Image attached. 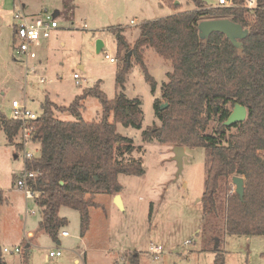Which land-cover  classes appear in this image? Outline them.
Returning a JSON list of instances; mask_svg holds the SVG:
<instances>
[{"label":"rangeland","instance_id":"obj_1","mask_svg":"<svg viewBox=\"0 0 264 264\" xmlns=\"http://www.w3.org/2000/svg\"><path fill=\"white\" fill-rule=\"evenodd\" d=\"M35 1L37 6L60 10L56 16L60 28L58 36L53 32L48 38V44L42 41L33 46L26 59L24 55H16L14 49L15 7L9 0H0V109L8 117L12 116L14 99L25 101L29 109L42 114V103L46 98L57 106L69 105L86 88L99 82L107 96L114 99L118 93L117 70L126 54L118 48L120 31L133 45L144 21L196 8L189 0H175L174 3L168 0ZM236 1L249 4L248 0ZM205 2L209 6H218L219 0ZM27 10H31L29 6ZM98 38L104 41L100 52L96 46ZM106 52L116 61L106 58ZM129 52L132 67L125 93L131 99H140L143 126L138 129L117 123V131L132 138L134 145L133 151L125 150L121 156L128 160L141 159L145 172L119 175L123 186L120 193L126 209L121 210L115 204V194L97 193L94 197L97 204L90 207L91 228L89 226L88 233L82 235L80 212L62 206L60 215L67 219V225L61 229L59 239L54 240L40 228L41 212L35 198L27 197L23 187L18 185L25 173V152H33L34 157H38L40 145L35 141L24 149L19 148L8 142L2 130L0 189L4 192L5 202L0 205V244L3 264H131L134 254L139 255L140 264H214L215 246L206 241L212 225L205 223L201 201L209 163L207 150L204 147L187 148L183 169L179 172L175 146L143 139L144 129L160 125L154 104L156 98L163 100L162 84L168 80L171 65L153 48L145 50V62L157 81L153 92L133 51ZM26 63L33 72L30 75H26ZM79 64H83L84 69H80ZM75 72L81 76L79 83L73 77ZM40 76L45 81L41 82ZM54 111L63 120L78 119L69 112L56 108ZM81 112L87 121H100L103 107L99 99L89 96L83 101ZM216 125L217 121L211 120L208 128L212 130ZM229 131L233 132L235 128ZM19 140V137L15 138L16 143L21 144ZM232 186L235 190L233 182ZM218 221L222 222V217ZM30 230L36 235L29 240ZM63 230L69 235L63 236ZM5 247H20L21 252H6ZM220 248L227 264H264V235H223ZM58 249L62 251L61 256L47 257L50 251ZM76 257L80 262L75 261Z\"/></svg>","mask_w":264,"mask_h":264},{"label":"trees","instance_id":"obj_2","mask_svg":"<svg viewBox=\"0 0 264 264\" xmlns=\"http://www.w3.org/2000/svg\"><path fill=\"white\" fill-rule=\"evenodd\" d=\"M189 1L195 9L141 23L133 45L120 31L118 48L126 54L117 70L118 93L114 99L107 96L99 82L67 106H57L49 98L42 103L43 111L34 122L33 135L41 153L39 157L25 158L24 163L25 171L36 172L28 183L39 193L35 202L41 212L40 228L54 240L59 239L61 229L67 225V219L60 215L62 206L80 212L84 235L90 226V207L97 204L95 195H116L123 188L120 174L145 172L141 159L121 156L125 150L133 151L134 145L132 138L117 131V123L138 129L143 126L141 101L127 96L125 84L132 67L127 53L131 50L155 92L157 81L144 57L147 48L168 60L171 69L167 72L168 80L162 84L163 100L156 98L154 104L160 125L144 129L142 136L148 142L157 140L207 150L209 163L201 201L205 223L212 225L206 241L215 246L214 264H227L220 248L223 235H264V0H257L253 8L241 2L227 7L209 6L205 0ZM215 18H229L249 30L241 47L221 32H214L207 39L200 37L199 22ZM89 96L102 104L100 121L82 117L83 101ZM163 103L168 104L162 107ZM235 103L247 107V117L231 127L225 126L223 122ZM54 108L78 119L63 120ZM211 120L217 121L212 130L208 128ZM20 126L21 122L0 109V131L6 133L10 144L24 149L15 141ZM232 128L235 131H229ZM234 176L245 180L243 198L232 186ZM4 202L0 189V205ZM1 258L0 244L3 264ZM131 264H140L138 254L132 256Z\"/></svg>","mask_w":264,"mask_h":264},{"label":"built area","instance_id":"obj_3","mask_svg":"<svg viewBox=\"0 0 264 264\" xmlns=\"http://www.w3.org/2000/svg\"><path fill=\"white\" fill-rule=\"evenodd\" d=\"M249 4L247 6L249 8H253L257 6V0H248ZM13 5L15 7L13 14V26L16 37V43L14 46L15 53L18 56H26L30 55L32 52L31 49L35 45H40V43L49 38L53 31L59 28L58 18L54 15V11H51L48 7L44 6L40 9V11L36 14H31L26 11L24 3L22 0H12ZM238 2L236 0H219L218 6H227L232 7L236 6ZM132 24H135V20L131 21ZM33 55V53H32ZM106 58L110 59L112 62L116 61V58L111 56L108 52H106ZM26 75L32 74V70L28 67L26 63ZM74 79L77 83H79V79L81 78L78 72H75L73 75ZM40 81H45L44 77L40 78ZM41 114L29 109L25 101L20 99H14L12 101V116L11 118L16 121L21 122L19 135L17 137L20 138L21 144L24 146L29 144L30 142H35L33 139L34 130H35V121L40 117ZM34 157V153L30 151L25 152V158ZM36 175L35 171H25L23 179H19L18 185L19 187H23L27 197H37L39 193L34 191L32 187L28 183L29 177H34ZM62 235H68V231H62ZM156 247L154 249L155 256L157 257ZM4 251H13L15 253H20L21 248L15 247L11 249L10 247H5ZM62 254L61 250L50 251L48 256H59Z\"/></svg>","mask_w":264,"mask_h":264},{"label":"water","instance_id":"obj_4","mask_svg":"<svg viewBox=\"0 0 264 264\" xmlns=\"http://www.w3.org/2000/svg\"><path fill=\"white\" fill-rule=\"evenodd\" d=\"M178 3V1H177ZM55 16L58 15V11H55ZM199 35L203 39L209 38V36L214 32L224 33L227 38L236 46H242V39L245 38L249 30L245 28L242 24L237 23L229 18H215V19H204L198 24ZM97 51L100 52L104 46V41L100 38L97 39ZM131 52H129V56ZM168 103H163L162 107L167 106ZM217 110V109H216ZM248 114L247 107L240 103H235L234 107L229 114L228 118L223 122L225 126H232L238 122H242L246 119ZM186 146L177 145L175 146V159L179 166V172L183 169L184 158L186 156ZM232 182L235 184V192L240 195L241 198L245 194V180L241 176H234ZM114 202L116 205L124 210L122 199L120 194H116L114 197ZM29 246L25 251L26 257L29 253Z\"/></svg>","mask_w":264,"mask_h":264},{"label":"crops","instance_id":"obj_5","mask_svg":"<svg viewBox=\"0 0 264 264\" xmlns=\"http://www.w3.org/2000/svg\"><path fill=\"white\" fill-rule=\"evenodd\" d=\"M10 1V3L13 5V2H12V0H9ZM23 1V3H24V6H25V9H27V7L29 6V8L31 9V10H27L28 12H30L31 14H36V13H38L39 11H40V9L43 7V6H37V2L35 1V0H22ZM14 6V5H13ZM55 11H58V15L60 14V10L59 9H56ZM54 11V12H55ZM59 28H60V26H59ZM59 28L58 29H56V30H54L53 32L55 33V35L56 36H58V30H59ZM54 35V36H55ZM98 37V36H97ZM96 37V38H97ZM44 41V43H46V44H48L49 43V39L47 38V39H44L43 40ZM41 44V43H40ZM80 69H84V65L83 64H79V66H78ZM39 76V75H38ZM41 77V76H40ZM54 102V101H53ZM55 103V102H54ZM56 104V103H55ZM57 105V104H56ZM67 106V105H66ZM83 117V116H82ZM187 148H189V147H186V152H187ZM41 153V152H40ZM40 156V155H39ZM38 156V157H39ZM120 195H121V193H120ZM115 196V195H114ZM113 196V197H114ZM121 199H122V204H123V207H124V210L126 209V205H125V202H124V200H123V196L121 195ZM113 201H114V199H113ZM116 204V203H115ZM120 209V208H119ZM121 210H123V209H121ZM61 214V213H60ZM90 228H91V226H90ZM89 228V229H90ZM89 229H88V231H89ZM44 231V230H43ZM63 231H65V230H63ZM88 233V232H87ZM86 233V234H87ZM35 233L33 232V231H28V237H29V240L31 239V238H34L35 237ZM69 235V234H68ZM68 235H65V236H68ZM64 236V235H63ZM85 238V236H83V238H82V240ZM83 242H85L84 240H83ZM58 243H60V242H58ZM62 255V254H61ZM61 255H59V256H61ZM47 257H49L48 255H47ZM54 257V256H53ZM75 261L78 263V262H80V259H79V257H76L75 258Z\"/></svg>","mask_w":264,"mask_h":264}]
</instances>
